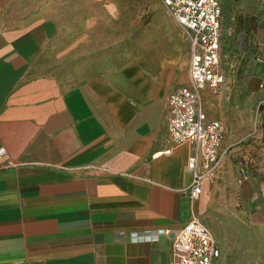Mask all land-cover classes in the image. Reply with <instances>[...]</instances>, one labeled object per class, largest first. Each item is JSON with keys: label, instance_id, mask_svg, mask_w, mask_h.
<instances>
[{"label": "crops", "instance_id": "crops-1", "mask_svg": "<svg viewBox=\"0 0 264 264\" xmlns=\"http://www.w3.org/2000/svg\"><path fill=\"white\" fill-rule=\"evenodd\" d=\"M220 2L221 59L243 26L242 101L264 116V0ZM64 28L47 6L0 0V264H172L175 232L194 217L220 246L216 264H264V141L227 132L192 199L194 143L170 138L190 52L183 69L72 61ZM225 88L205 89L204 107Z\"/></svg>", "mask_w": 264, "mask_h": 264}, {"label": "rangeland", "instance_id": "rangeland-1", "mask_svg": "<svg viewBox=\"0 0 264 264\" xmlns=\"http://www.w3.org/2000/svg\"><path fill=\"white\" fill-rule=\"evenodd\" d=\"M18 1L31 12L47 6L62 18L68 60H106L110 64L136 61L154 70L168 63L178 69L188 66L189 34L161 0ZM233 27L235 49L226 50L230 57L221 59L227 77L225 91L222 95H213L211 107L205 108L210 117L226 124L229 139L238 131L243 134L241 145L248 147L264 141V116L262 107H248L242 101L245 97L240 87L242 74L250 57L242 49L243 26ZM209 95L208 91L204 92L205 103ZM240 156L238 159L243 163L245 159Z\"/></svg>", "mask_w": 264, "mask_h": 264}, {"label": "built area", "instance_id": "built-area-1", "mask_svg": "<svg viewBox=\"0 0 264 264\" xmlns=\"http://www.w3.org/2000/svg\"><path fill=\"white\" fill-rule=\"evenodd\" d=\"M161 1L189 34V82L179 85L169 99L168 132L174 143H194L189 160L194 173L190 194L198 199L203 179L214 176L227 137L226 124L210 118L203 102V91L209 88L222 93L226 79L220 54L223 8L220 0ZM170 233L159 229L155 235ZM173 255L172 264H216L221 249L210 228L194 217L175 232Z\"/></svg>", "mask_w": 264, "mask_h": 264}]
</instances>
